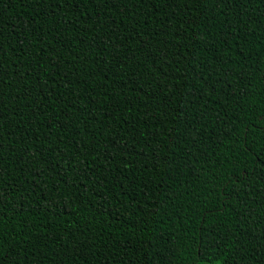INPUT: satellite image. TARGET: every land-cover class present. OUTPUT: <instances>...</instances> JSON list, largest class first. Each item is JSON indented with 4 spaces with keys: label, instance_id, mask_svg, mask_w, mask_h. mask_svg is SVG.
<instances>
[{
    "label": "trees",
    "instance_id": "trees-1",
    "mask_svg": "<svg viewBox=\"0 0 264 264\" xmlns=\"http://www.w3.org/2000/svg\"><path fill=\"white\" fill-rule=\"evenodd\" d=\"M0 264H264V0H0Z\"/></svg>",
    "mask_w": 264,
    "mask_h": 264
}]
</instances>
